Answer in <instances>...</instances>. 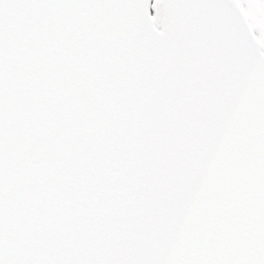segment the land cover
Instances as JSON below:
<instances>
[{
  "label": "snow or ice",
  "instance_id": "1",
  "mask_svg": "<svg viewBox=\"0 0 264 264\" xmlns=\"http://www.w3.org/2000/svg\"><path fill=\"white\" fill-rule=\"evenodd\" d=\"M0 264H264V0H0Z\"/></svg>",
  "mask_w": 264,
  "mask_h": 264
}]
</instances>
